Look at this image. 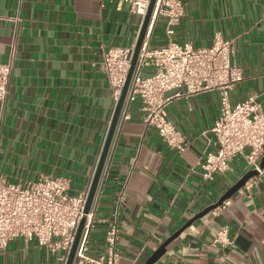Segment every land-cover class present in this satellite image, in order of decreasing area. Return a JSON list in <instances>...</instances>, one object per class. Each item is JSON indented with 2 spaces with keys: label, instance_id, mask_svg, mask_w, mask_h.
<instances>
[{
  "label": "crops",
  "instance_id": "crops-1",
  "mask_svg": "<svg viewBox=\"0 0 264 264\" xmlns=\"http://www.w3.org/2000/svg\"><path fill=\"white\" fill-rule=\"evenodd\" d=\"M182 1L176 39L196 47L211 45L217 33L232 39L243 79L230 91L231 104L255 96L264 111V0ZM143 21L117 0H0V63L10 60L16 45L10 93L0 102V175L7 182L49 175L67 178L71 195L89 189L116 108L102 54L136 44ZM165 44L160 17L150 46ZM221 107L217 90L171 100L167 117L189 141L180 152L144 123L138 102L131 105L100 181L88 256L105 252L106 232L117 221L119 264H144L189 222L155 264H264V175L198 216L249 171L238 156L231 170L211 180L201 175L199 161ZM225 226L234 244L223 248L213 240ZM65 254L17 237L0 246V264H64Z\"/></svg>",
  "mask_w": 264,
  "mask_h": 264
},
{
  "label": "built area",
  "instance_id": "built-area-1",
  "mask_svg": "<svg viewBox=\"0 0 264 264\" xmlns=\"http://www.w3.org/2000/svg\"><path fill=\"white\" fill-rule=\"evenodd\" d=\"M117 1L118 5L129 3L131 10L141 15L143 20L151 2ZM184 13L182 0H156L121 119H129L131 105L138 102L144 123L154 127L170 147L185 152L189 145L188 138L168 119V104L175 96L217 90L221 94V114L211 128L214 138L199 161L201 175L211 180L231 170L232 161L243 156L247 169H257L259 174L255 177L259 178L264 175V168H260L264 157V111L255 96L231 104L230 91L243 79L242 69L233 62L234 41L217 33L209 46L180 43L176 39V28L182 22ZM160 17L165 19L166 44L152 48V29ZM135 47L136 44L129 47L112 46L102 54L101 69L113 90L116 105L131 68ZM15 53L16 45L13 44L10 60L0 63V102H4L10 93ZM150 67L152 73L144 75V69ZM183 88L185 91L181 92ZM176 89L175 94L166 95L168 91ZM247 183L245 185L249 187ZM90 187L75 196L69 193L70 183L64 177L44 175L35 181L9 183L0 175V246L5 247L17 237L36 239L39 245L47 246L53 252L63 249L66 264L80 221L85 215ZM224 203H229V200ZM93 218L94 205L87 215L75 263L119 264L117 221H113L106 232L105 252L96 258L87 255ZM213 244L223 248L234 244L228 226L218 232Z\"/></svg>",
  "mask_w": 264,
  "mask_h": 264
},
{
  "label": "water",
  "instance_id": "water-1",
  "mask_svg": "<svg viewBox=\"0 0 264 264\" xmlns=\"http://www.w3.org/2000/svg\"><path fill=\"white\" fill-rule=\"evenodd\" d=\"M155 2L156 0H151L150 2V6L149 9L145 15L143 24H142V28L136 43V47H135V51H134V55H133V59H132V64H131V68L129 70L121 97L116 105L113 117H112V121L110 124V128L107 134V138L105 141V145L100 157V160L98 162L96 171H95V175L92 181V185L90 187L89 190V194H88V198L86 201V205H85V209H84V213L85 215L83 216V218L80 221L78 230H77V234L74 240V243L72 245L68 260L66 264H74L75 262V258H76V253H77V249L79 247L80 241L82 239V235H83V231H84V227L87 221V215L90 213L94 203H95V199L98 193V189H99V185H100V181L106 166V162L110 153V149L112 146V142L118 127V124L120 122L121 119V113H122V109L125 103V99H126V95L131 83V79L135 70V67L137 65V61H138V57H139V53L143 44V41L145 39L146 33L148 31L149 28V24L151 21V17L153 14V10H154V6H155ZM260 168L263 169L264 168V157L261 161L260 164ZM259 174L257 169H251L249 170L247 173H245L243 175V177H241L237 183H235V185H233L232 187H230L226 193L222 196V198L214 205H211L210 207H208L205 211H203L202 213L198 214V216H202L204 215L206 212H208L211 209L216 208L219 205H222L228 198L232 197L236 192H238L243 186H245V184L252 179L253 177L257 176ZM190 223L188 222L182 229L176 231L173 235H171L168 239H166L159 247L158 249L153 253V255L144 263V264H155L166 252L167 250V246L170 244V242H172L179 234L180 232L186 228Z\"/></svg>",
  "mask_w": 264,
  "mask_h": 264
}]
</instances>
